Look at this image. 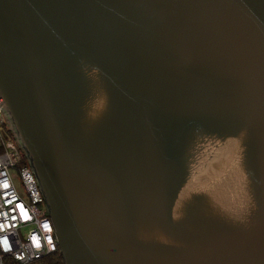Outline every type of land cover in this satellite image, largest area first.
I'll use <instances>...</instances> for the list:
<instances>
[{"label": "water", "instance_id": "1", "mask_svg": "<svg viewBox=\"0 0 264 264\" xmlns=\"http://www.w3.org/2000/svg\"><path fill=\"white\" fill-rule=\"evenodd\" d=\"M0 115L64 264H264V0H0Z\"/></svg>", "mask_w": 264, "mask_h": 264}, {"label": "built area", "instance_id": "2", "mask_svg": "<svg viewBox=\"0 0 264 264\" xmlns=\"http://www.w3.org/2000/svg\"><path fill=\"white\" fill-rule=\"evenodd\" d=\"M57 249L35 175L0 115V264H29Z\"/></svg>", "mask_w": 264, "mask_h": 264}, {"label": "trees", "instance_id": "3", "mask_svg": "<svg viewBox=\"0 0 264 264\" xmlns=\"http://www.w3.org/2000/svg\"><path fill=\"white\" fill-rule=\"evenodd\" d=\"M8 134L10 135L9 132ZM29 264H64V262L59 250L57 249L55 252L33 260Z\"/></svg>", "mask_w": 264, "mask_h": 264}, {"label": "rangeland", "instance_id": "4", "mask_svg": "<svg viewBox=\"0 0 264 264\" xmlns=\"http://www.w3.org/2000/svg\"><path fill=\"white\" fill-rule=\"evenodd\" d=\"M12 174H13V176H14V178H15V185H16V188H17L18 192L20 193V195L23 196V189H22V187H21V184H20L19 180L16 178L14 172H13ZM26 231H27V229H25V232H26Z\"/></svg>", "mask_w": 264, "mask_h": 264}, {"label": "bare ground", "instance_id": "5", "mask_svg": "<svg viewBox=\"0 0 264 264\" xmlns=\"http://www.w3.org/2000/svg\"><path fill=\"white\" fill-rule=\"evenodd\" d=\"M24 158H25V156H24Z\"/></svg>", "mask_w": 264, "mask_h": 264}]
</instances>
